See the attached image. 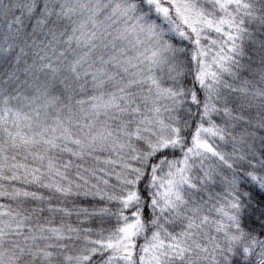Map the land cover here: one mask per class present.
<instances>
[{
    "label": "snow or ice",
    "instance_id": "6c2138e0",
    "mask_svg": "<svg viewBox=\"0 0 264 264\" xmlns=\"http://www.w3.org/2000/svg\"><path fill=\"white\" fill-rule=\"evenodd\" d=\"M0 264H264V0H0Z\"/></svg>",
    "mask_w": 264,
    "mask_h": 264
}]
</instances>
